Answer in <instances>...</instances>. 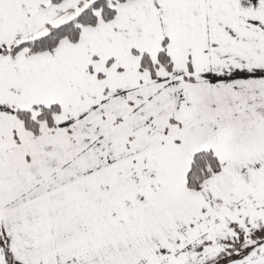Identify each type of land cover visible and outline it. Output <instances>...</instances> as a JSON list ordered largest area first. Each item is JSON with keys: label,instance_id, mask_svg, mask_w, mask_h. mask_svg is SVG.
I'll use <instances>...</instances> for the list:
<instances>
[{"label": "crops", "instance_id": "0c3cea01", "mask_svg": "<svg viewBox=\"0 0 264 264\" xmlns=\"http://www.w3.org/2000/svg\"><path fill=\"white\" fill-rule=\"evenodd\" d=\"M98 0H0V244L10 264H158L264 190V0H132L75 44L22 49ZM170 73L158 65L162 49ZM57 106L32 137L17 113ZM221 171L190 191L192 156ZM0 264H6L0 252Z\"/></svg>", "mask_w": 264, "mask_h": 264}, {"label": "trees", "instance_id": "16d2710c", "mask_svg": "<svg viewBox=\"0 0 264 264\" xmlns=\"http://www.w3.org/2000/svg\"><path fill=\"white\" fill-rule=\"evenodd\" d=\"M64 0H51L53 5H59ZM132 0H98L89 5L75 19L56 28H49L48 33L32 42L22 43L4 55L15 54L25 49L29 56H36L54 51L61 42L75 44L81 33L100 23L110 21L116 12V7L122 3ZM157 66L163 67L166 72L172 71L170 59L165 48L159 54L158 65H152L147 58L142 59L141 68L147 70L152 78L156 77ZM59 114L57 106L35 107L26 112L17 113V118L24 124L28 134L36 137L40 134L42 124H52L54 117ZM221 171V165L214 153L205 151L196 153L192 159L188 171L186 184L191 191H201L207 180L215 177ZM0 252L6 264H10L8 250L5 245L0 244Z\"/></svg>", "mask_w": 264, "mask_h": 264}, {"label": "rangeland", "instance_id": "374dc122", "mask_svg": "<svg viewBox=\"0 0 264 264\" xmlns=\"http://www.w3.org/2000/svg\"><path fill=\"white\" fill-rule=\"evenodd\" d=\"M204 198L215 203L213 232L158 264H264V190L235 206L216 203L211 193Z\"/></svg>", "mask_w": 264, "mask_h": 264}]
</instances>
